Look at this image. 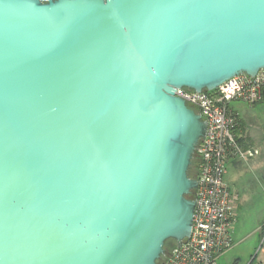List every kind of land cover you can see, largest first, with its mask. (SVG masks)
Masks as SVG:
<instances>
[{"label": "water", "instance_id": "obj_1", "mask_svg": "<svg viewBox=\"0 0 264 264\" xmlns=\"http://www.w3.org/2000/svg\"><path fill=\"white\" fill-rule=\"evenodd\" d=\"M262 69L264 0H0V264H157L206 132L175 91Z\"/></svg>", "mask_w": 264, "mask_h": 264}, {"label": "built area", "instance_id": "obj_2", "mask_svg": "<svg viewBox=\"0 0 264 264\" xmlns=\"http://www.w3.org/2000/svg\"><path fill=\"white\" fill-rule=\"evenodd\" d=\"M175 96L206 123L205 136L194 153L197 187L192 229L157 264H217L233 245V200L224 181L229 160L246 161L253 152L238 141L239 115L231 104L256 105L264 100V69L254 77L235 76L212 91L177 89ZM259 249L264 248V225Z\"/></svg>", "mask_w": 264, "mask_h": 264}, {"label": "crops", "instance_id": "obj_3", "mask_svg": "<svg viewBox=\"0 0 264 264\" xmlns=\"http://www.w3.org/2000/svg\"><path fill=\"white\" fill-rule=\"evenodd\" d=\"M239 119L240 121L238 129L236 130V135L238 136V139H241L243 147L252 149V146L255 144L256 147L258 144H261L264 135L259 137V134H252L249 131L248 126H244V118L242 119L240 117ZM254 159L255 158L249 161L229 160L226 164L224 181L230 190L233 204L235 206V216L232 227L236 223L235 228H232L233 245L229 251L219 257L227 264H238L241 260H244L246 264H262L261 262L255 263V260L256 256L261 253V251H264V248L259 249L261 230L263 229L261 226L263 225L257 228L249 219L251 215L253 216V210L248 208L250 202L253 200V196L242 193L244 192L245 184L241 180V171L239 170L240 166L244 163V165L251 170L256 165L252 164L254 163ZM254 187L253 190L256 191L257 187L255 185ZM255 193L256 192H254V194ZM247 243L248 246H246ZM241 245H243L244 248H242V250H240L241 248L237 249V247Z\"/></svg>", "mask_w": 264, "mask_h": 264}, {"label": "rangeland", "instance_id": "obj_4", "mask_svg": "<svg viewBox=\"0 0 264 264\" xmlns=\"http://www.w3.org/2000/svg\"><path fill=\"white\" fill-rule=\"evenodd\" d=\"M232 109L237 112L239 115V118H244V126L249 128V131L252 134H259L261 137L264 135V100L256 105H246L242 103H233L231 104ZM262 143L256 144L252 146L251 150L254 154L252 157L248 158L246 161H249L253 158L254 163L256 164L251 170L247 168L246 165L240 166L239 170L241 171V180L245 184L244 192L245 195L249 194L253 196V200L250 202L249 209L253 210V216H250V220L252 224H255L257 228H259L261 225H264V136L262 137ZM248 163V162H247ZM258 166V167H257ZM260 166V168H259ZM190 174L194 176V170L190 171ZM257 187V190H253L255 187ZM254 192H256L254 194ZM234 207V216H235V206ZM236 226V223L234 224V228ZM232 227V228H233ZM263 226H261L262 228ZM174 242L172 240H169L165 244V250L166 252H169L171 248L173 247ZM248 246V243L246 244ZM242 250L244 248L243 245L238 246L237 249ZM261 262L264 264V251H261L256 256L255 263ZM217 264H227L223 261V259L219 258L217 261ZM238 264H246L244 260H241Z\"/></svg>", "mask_w": 264, "mask_h": 264}, {"label": "trees", "instance_id": "obj_5", "mask_svg": "<svg viewBox=\"0 0 264 264\" xmlns=\"http://www.w3.org/2000/svg\"><path fill=\"white\" fill-rule=\"evenodd\" d=\"M239 121H240V119H239ZM241 121H242V120H241ZM238 141L241 143V139H238ZM191 170H194V176L190 174V171H191ZM187 173H188V176L191 177V178H195V176H196V170H195V159H194V157H193V159L191 160V165H190V167H189ZM168 241H169V240H168ZM166 242H167V241H166ZM166 242H165V244H166ZM165 244H164V247H165ZM173 246H174V245H173ZM164 251H165V253H166L165 248H164Z\"/></svg>", "mask_w": 264, "mask_h": 264}]
</instances>
